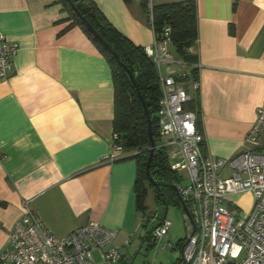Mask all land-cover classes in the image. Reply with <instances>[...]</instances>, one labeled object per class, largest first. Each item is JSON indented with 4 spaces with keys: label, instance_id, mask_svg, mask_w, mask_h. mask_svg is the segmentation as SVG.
<instances>
[{
    "label": "crops",
    "instance_id": "1",
    "mask_svg": "<svg viewBox=\"0 0 264 264\" xmlns=\"http://www.w3.org/2000/svg\"><path fill=\"white\" fill-rule=\"evenodd\" d=\"M91 1L143 48L152 41L149 7L185 0ZM193 1L196 39L188 52L195 57L202 150L229 158L252 149L245 136L264 100V0ZM69 24L57 0H0V35L18 46L0 79V251L26 202L55 238L88 221L114 230L112 246L120 264H128L129 237L140 239L143 227L134 153L107 159L111 71L81 29ZM185 89L194 96L188 84ZM242 195L247 204H236L245 213L251 198Z\"/></svg>",
    "mask_w": 264,
    "mask_h": 264
},
{
    "label": "built area",
    "instance_id": "2",
    "mask_svg": "<svg viewBox=\"0 0 264 264\" xmlns=\"http://www.w3.org/2000/svg\"><path fill=\"white\" fill-rule=\"evenodd\" d=\"M148 25L152 41L142 50L156 70L160 94L155 112L156 146L165 150L168 168L173 172L183 171L187 180L185 186H174L185 207V211L181 209V218L187 232L180 246V262L264 264V144L260 143L264 132V100L245 136L252 149L229 158L204 154L195 114L184 108L190 100L185 84L194 92L198 83L187 80V71L171 69L172 64H184L172 61L170 27L163 25L158 32L154 31L150 7ZM17 50L16 43L0 35V79L6 78ZM110 151L109 161L122 153L120 137L113 132ZM241 193L250 195L248 210L244 213L235 202L232 203L235 209L229 210L227 198ZM22 207L23 213L14 222L6 246L0 251V264H95L93 252L99 264L121 263L118 248L112 246L114 230L88 221L65 237L55 238L26 202ZM169 226L170 222L162 219L149 237L158 243ZM122 246L126 248L128 241H123Z\"/></svg>",
    "mask_w": 264,
    "mask_h": 264
},
{
    "label": "trees",
    "instance_id": "3",
    "mask_svg": "<svg viewBox=\"0 0 264 264\" xmlns=\"http://www.w3.org/2000/svg\"><path fill=\"white\" fill-rule=\"evenodd\" d=\"M57 1L61 9L68 15V20L70 21L69 26L76 25L80 28L109 65L113 82L112 132L120 137L122 152L131 151L134 153L132 158L135 161L136 176L133 184V191L135 194L136 209L144 219L146 215L142 203L145 193L143 184L144 182H148V178L154 184L148 182L150 187L155 188L154 192L157 201H163L160 193V187H163L166 201H170L174 206H179L180 204L176 199L173 186V182L176 181L175 172L171 171L167 166L165 150L156 146L155 112L160 94L157 74L152 62L145 56L141 47L133 45L106 21L91 0ZM70 4L117 55L119 62H121L133 76L135 85L148 111L151 134L155 144L147 170H145V162L147 159L149 142L146 134V122L135 89L128 80L124 70L115 63L114 59L85 29L81 21L70 8ZM150 11L155 32H158L163 25H168L170 27V46L173 47L180 61L186 67L187 80L196 82L195 57L188 52V50L195 45L196 39L194 1L185 0L155 5L150 7ZM196 92L197 91L193 92L194 96L189 95L190 100L184 108L194 112L195 127L199 132L198 99ZM202 146L203 143L201 144V150ZM163 203L166 205L164 201ZM184 240L176 242V246L179 249ZM175 264H180V257L176 260Z\"/></svg>",
    "mask_w": 264,
    "mask_h": 264
},
{
    "label": "rangeland",
    "instance_id": "4",
    "mask_svg": "<svg viewBox=\"0 0 264 264\" xmlns=\"http://www.w3.org/2000/svg\"><path fill=\"white\" fill-rule=\"evenodd\" d=\"M169 53L172 57L174 63H180V59L175 53L173 48H169ZM181 64H172L171 69L178 72ZM162 71H165V67H161ZM129 153H132L129 151ZM176 181L173 182V186L180 185L185 186L187 180L185 178V173L183 171L175 172ZM145 193L143 195L142 203L144 206L145 218L143 219L141 231L139 230V235L129 237V248L132 251V255L129 256L128 264H143L144 262H153L154 264H175L176 260L180 256V249L176 246L177 241H182L186 238L187 232L184 227L181 218V208L179 206H174L170 201L165 199V191L163 187H160L161 198L163 201H157L155 195V188L150 187L148 182L143 184ZM229 204L227 208L229 210L235 209L233 202L238 203L241 207L247 204V200L244 199L242 193L234 194L227 198ZM162 219L170 222V226L166 235L158 243L153 242L149 237L150 228L153 225L158 224ZM145 238V239H144ZM92 257L95 264H98V258L96 253H92Z\"/></svg>",
    "mask_w": 264,
    "mask_h": 264
},
{
    "label": "water",
    "instance_id": "5",
    "mask_svg": "<svg viewBox=\"0 0 264 264\" xmlns=\"http://www.w3.org/2000/svg\"><path fill=\"white\" fill-rule=\"evenodd\" d=\"M70 8L73 10V12L75 13V15L78 17V19L81 21V23L83 24V26L85 27V29L90 33V35L98 42V44L114 59L115 63L117 65H119L125 72L128 80L130 81L131 85L134 87L138 101L140 103L142 112H143V116L146 122V134H147V139L149 142V148H148V154H147V159L145 162V170H147L148 164L151 160L152 154H153V150L155 147L154 144V140L151 134V127H150V119H149V115H148V111L147 108L144 104V101L139 93V90L137 89L135 82L133 80V76L131 74V72L125 67L123 66V64L121 62H119L117 55L107 46V44L96 34V32L89 26V24L77 13V11L73 8V6L70 4ZM148 182L150 183L151 180L148 178L147 179ZM151 184H153L151 182ZM154 185V184H153ZM176 199L178 200L181 209L183 211H185V207L182 205L180 198L176 195ZM180 264H182L180 262Z\"/></svg>",
    "mask_w": 264,
    "mask_h": 264
}]
</instances>
